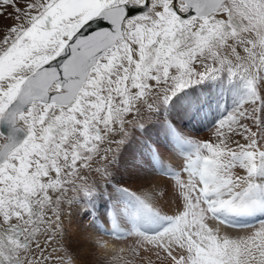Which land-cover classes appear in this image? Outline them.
<instances>
[{
    "label": "snow or ice",
    "instance_id": "1",
    "mask_svg": "<svg viewBox=\"0 0 264 264\" xmlns=\"http://www.w3.org/2000/svg\"><path fill=\"white\" fill-rule=\"evenodd\" d=\"M3 15L0 264H264V0Z\"/></svg>",
    "mask_w": 264,
    "mask_h": 264
},
{
    "label": "bare ground",
    "instance_id": "2",
    "mask_svg": "<svg viewBox=\"0 0 264 264\" xmlns=\"http://www.w3.org/2000/svg\"><path fill=\"white\" fill-rule=\"evenodd\" d=\"M224 100L226 101V105L228 108V110L230 108L233 107L234 103H235V99L232 95H226L224 97ZM224 101V102H225ZM223 107V106H222ZM224 109V108H223ZM226 110V109H225ZM223 111L226 113V111ZM213 115V117H212ZM220 116H223L221 114V112L219 110H215L213 111L211 114L207 115L206 117H204L203 119H200L198 121H194V122H189L186 119L181 118V116L179 114H177L176 116V124L179 128L185 130V131H193L198 135H201L202 138H207V136L209 135V130L211 129V127L215 124V122L220 118ZM154 138L155 135H154ZM159 139H163V134L161 133ZM120 181H128V176L126 175V173H122L121 175H119V177H117ZM101 207V206H100ZM104 207L99 208V211L102 213L104 211ZM261 219H264V217H259V216H255L254 218H250V220L254 221V224H257L260 222ZM120 247H123L124 245L121 244L119 245Z\"/></svg>",
    "mask_w": 264,
    "mask_h": 264
},
{
    "label": "rangeland",
    "instance_id": "3",
    "mask_svg": "<svg viewBox=\"0 0 264 264\" xmlns=\"http://www.w3.org/2000/svg\"><path fill=\"white\" fill-rule=\"evenodd\" d=\"M20 3L21 4H24V3H26V0H20ZM5 11L7 12V13H12V9L9 7V8H7V9H5ZM11 23H13V21L11 20V19H9V16L8 15H3V16H0V26H3V25H10ZM6 30V29H5ZM225 100H224V98H223V100H222V106L223 107H221L220 109H218L220 112H221V114L222 115H225V114H227V112L231 109H229L228 110V108L229 107H227V106H225L226 105V101L224 102ZM224 108V109H223ZM226 109V110H225ZM226 111V113L225 112H223V111ZM215 111V110H214ZM212 117H213V115H212ZM207 118V117H206ZM220 118H222V116H220ZM219 118V119H220ZM212 128V127H211ZM117 177H119V176H117ZM116 177V180H119L118 178ZM101 206V207H100ZM104 205H102V204H98V207L99 208H102ZM85 227H87V225H85Z\"/></svg>",
    "mask_w": 264,
    "mask_h": 264
}]
</instances>
